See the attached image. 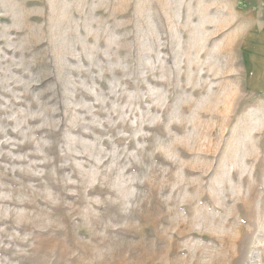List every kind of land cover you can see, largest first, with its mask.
<instances>
[{
  "label": "rangeland",
  "instance_id": "rangeland-1",
  "mask_svg": "<svg viewBox=\"0 0 264 264\" xmlns=\"http://www.w3.org/2000/svg\"><path fill=\"white\" fill-rule=\"evenodd\" d=\"M0 264H264V0H0Z\"/></svg>",
  "mask_w": 264,
  "mask_h": 264
},
{
  "label": "crops",
  "instance_id": "crops-1",
  "mask_svg": "<svg viewBox=\"0 0 264 264\" xmlns=\"http://www.w3.org/2000/svg\"><path fill=\"white\" fill-rule=\"evenodd\" d=\"M249 29H251V26H249ZM243 30H244L243 27H240V28L237 27V28L234 29V31H233V32H235L233 36H234V37H238V36H240V33H242Z\"/></svg>",
  "mask_w": 264,
  "mask_h": 264
}]
</instances>
